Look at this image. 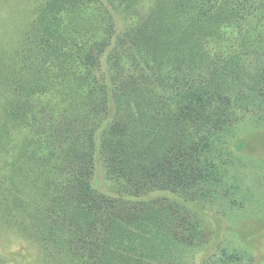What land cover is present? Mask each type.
I'll use <instances>...</instances> for the list:
<instances>
[{
	"label": "trees",
	"instance_id": "1",
	"mask_svg": "<svg viewBox=\"0 0 264 264\" xmlns=\"http://www.w3.org/2000/svg\"><path fill=\"white\" fill-rule=\"evenodd\" d=\"M105 2L124 19L120 34L101 0H46L41 6L22 34L24 81L8 85L1 117L8 129L0 141L7 156L16 151L18 157L29 152L31 137L45 147L65 141L55 162L31 150L38 169L65 177L64 191L78 203L38 200L46 232L68 241L72 233L90 234L91 218L102 211L105 249L98 264H129L121 257L126 247L142 254L143 263L136 264H153L161 260L153 251L166 240L168 208L125 196L166 189L192 202L218 190L221 180L212 181L211 174L231 169L232 139L244 115L264 102V0ZM114 38L109 69L102 72L99 63ZM109 106L99 157L122 186L118 196L91 185L94 137ZM22 132L29 136L21 139ZM9 166L15 168L16 160ZM16 180L22 182L18 171L9 185ZM180 226L193 239L202 232L190 216ZM176 258L177 252L173 263Z\"/></svg>",
	"mask_w": 264,
	"mask_h": 264
},
{
	"label": "rangeland",
	"instance_id": "2",
	"mask_svg": "<svg viewBox=\"0 0 264 264\" xmlns=\"http://www.w3.org/2000/svg\"><path fill=\"white\" fill-rule=\"evenodd\" d=\"M45 1L0 0V137L8 129V126H2L1 121L7 103L8 85H19L24 81L20 75L23 63L19 55L22 34L36 20L37 12ZM101 1L112 16L115 31L120 34L124 19L105 0ZM114 43L115 38L99 63L102 72L109 69L106 55L114 48ZM106 78L109 80V76ZM253 109L244 115V123L232 139L236 159L229 166L231 169L221 168L219 173H210L212 181L218 183L221 180V185H217L218 190H212L215 192L213 196H203L201 200L191 202L166 189L125 196L127 200L152 203L156 209L168 208L163 218L167 223L166 240L158 242L153 251L161 252V260L153 264H264V102L260 101L259 106ZM43 116L52 118L54 114L45 113ZM111 116L112 107L109 106V114L94 137L96 163L91 185L100 192L118 196L122 186L110 173L108 163H103L99 157L101 133L111 121ZM25 134H20L21 139L29 136ZM60 145L64 147L65 141L61 140ZM60 145L53 140L52 145L47 143L48 147H45L41 141L31 137L29 152L18 157L16 151L7 156L0 141V264L99 263V256L105 249L103 242L107 222L106 217L100 214L101 210L91 218L93 225L90 234L72 233L69 241L60 235L59 238L52 236L40 224L42 213L37 206L38 200L41 203L47 200L48 205L57 201L63 206H78L75 197L64 191L65 177L55 169L51 172L38 169L39 158L31 154V150L37 148L40 158L55 162L61 152ZM52 151L55 152L54 156L51 155ZM12 160H16L15 168L9 166ZM230 161L226 159V162ZM202 165L206 166L207 162ZM16 171L22 175L23 183L16 180L14 187L8 182L10 174ZM203 192L206 193L205 190ZM168 203L184 208L176 212ZM188 216L201 226L198 239H193L192 233L180 226ZM52 223L57 226L65 222L53 220ZM162 245L164 247L161 248ZM175 252L178 258L173 263ZM121 257L130 260L129 264L143 263L142 254H136L128 247Z\"/></svg>",
	"mask_w": 264,
	"mask_h": 264
}]
</instances>
